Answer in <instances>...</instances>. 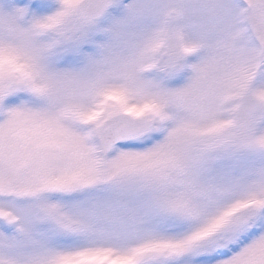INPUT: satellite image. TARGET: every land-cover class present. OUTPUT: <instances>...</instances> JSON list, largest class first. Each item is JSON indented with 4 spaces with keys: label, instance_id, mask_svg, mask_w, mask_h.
I'll use <instances>...</instances> for the list:
<instances>
[{
    "label": "snow or ice",
    "instance_id": "6c2138e0",
    "mask_svg": "<svg viewBox=\"0 0 264 264\" xmlns=\"http://www.w3.org/2000/svg\"><path fill=\"white\" fill-rule=\"evenodd\" d=\"M0 264H264V0H0Z\"/></svg>",
    "mask_w": 264,
    "mask_h": 264
}]
</instances>
